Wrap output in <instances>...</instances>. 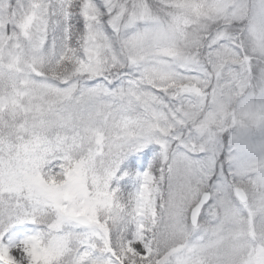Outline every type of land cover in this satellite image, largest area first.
<instances>
[{
  "label": "snow or ice",
  "instance_id": "snow-or-ice-1",
  "mask_svg": "<svg viewBox=\"0 0 264 264\" xmlns=\"http://www.w3.org/2000/svg\"><path fill=\"white\" fill-rule=\"evenodd\" d=\"M0 264H264V0H0Z\"/></svg>",
  "mask_w": 264,
  "mask_h": 264
}]
</instances>
